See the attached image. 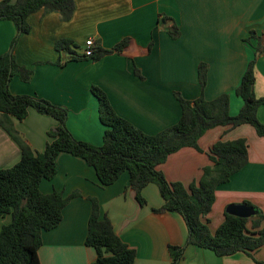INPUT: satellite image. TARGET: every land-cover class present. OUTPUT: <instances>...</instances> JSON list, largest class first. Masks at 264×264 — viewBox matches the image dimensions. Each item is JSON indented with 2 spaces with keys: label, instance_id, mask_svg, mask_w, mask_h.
Wrapping results in <instances>:
<instances>
[{
  "label": "crops",
  "instance_id": "1",
  "mask_svg": "<svg viewBox=\"0 0 264 264\" xmlns=\"http://www.w3.org/2000/svg\"><path fill=\"white\" fill-rule=\"evenodd\" d=\"M73 1L74 10L68 20L44 9L27 17L29 30L18 36L13 55L15 62L32 69L33 75L28 82L13 75L9 91L64 107L66 127L75 139L102 144L105 126L99 120V102L92 86L105 93L118 116L146 134L174 125L181 116L174 94L185 99L200 95L199 63L207 65L203 97L210 100L227 93L230 114L240 110L243 101L234 90L256 47L264 45V0ZM163 17L176 24V39L170 37ZM16 34L13 21L0 20V55L10 49ZM123 38L129 39L124 50L95 61L66 60L64 56L69 53L59 54L55 49L56 42L64 39L72 43L75 54L81 55L88 39L109 49ZM254 75V94L262 97L264 51L256 57ZM257 117L264 124V103L258 107ZM13 123L33 151L44 149L49 140L47 132L57 125L53 117L31 107L23 120L13 118ZM237 138L246 140L248 160L227 182L216 187L207 216L211 231L223 221L229 204L246 201L256 211L264 212V137L249 124L232 129L216 126L199 138L202 151L183 147L158 166L168 181L187 186L197 181L202 168L210 163L207 153L214 142ZM20 156L19 146L0 126V168L12 166ZM55 163V175L41 180L40 191L46 194L55 190L65 197L73 192L79 195L63 207L59 224L42 233L40 264H91L96 259L95 249L85 244L92 209L89 197L97 200L99 213L107 215L115 234L135 249L134 264H170L168 245H184L179 264H257L255 260L264 264V245L252 256L244 252L217 256L209 249L186 244L188 232L182 216L153 211L163 204L153 183L141 190L145 203L140 205L129 187L126 171L112 184L101 186L94 169L82 158L60 152ZM10 221V214L0 216V229Z\"/></svg>",
  "mask_w": 264,
  "mask_h": 264
},
{
  "label": "trees",
  "instance_id": "2",
  "mask_svg": "<svg viewBox=\"0 0 264 264\" xmlns=\"http://www.w3.org/2000/svg\"><path fill=\"white\" fill-rule=\"evenodd\" d=\"M56 11L63 20H68L74 10L73 0H0V20L14 22L17 34L10 49L0 55V126L20 148V159L8 168H0V216L11 215V221L0 229V264H40L38 249L42 244V233L56 227L62 218V209L73 192L65 197L59 191L42 193L39 183L51 179L56 173V156L60 152L82 158L91 166L101 186L112 184L122 172L129 174V187L135 193L138 204L145 199L141 190L149 183L158 187L163 204L154 208L155 213L176 212L182 216L187 227L186 244L209 249L217 256L244 252L249 256L264 245V227L261 222L264 212L257 210L249 218H241L224 212L223 221L211 231L208 214L211 211L215 189L239 171L248 160L247 143L244 138L225 141L219 139L208 149L210 163L202 168L201 177L189 185L168 181L158 166L168 155L183 147H199V138L216 126L228 129L243 124L251 125L257 135L264 137V124L257 117L258 107L264 103V96L256 97L254 64L264 45L259 44L254 57L248 62L234 93L243 104L232 115L229 111V94L222 93L207 100L202 91L206 84L207 65L199 63L197 77L200 95L185 99L175 93L181 107L178 121L156 134H146L112 109L105 93L92 86L91 91L99 102V120L105 126L102 144L99 146L75 139L66 127L67 111L64 107L29 95H15L9 91V82L17 75L23 82L32 78L33 70L15 62L13 50L18 36L29 30L27 17L40 10ZM167 21V31L172 39L179 36V30L172 19ZM253 37L254 34L251 33ZM123 38L113 47L105 49L95 45L90 55H77L68 40H59L55 49L66 60L72 58L98 60L109 53H119L128 45ZM60 62V61H59ZM49 115L57 125L47 132L49 140L42 151H33L14 127L13 118L23 120L29 108ZM92 209L88 221L85 244L95 249L97 257L91 264H134L136 251L117 236L106 214L99 213L95 198H88ZM248 206L256 207L249 202ZM185 244V245H186ZM170 264H179L183 246L168 245ZM257 264H263L255 260Z\"/></svg>",
  "mask_w": 264,
  "mask_h": 264
},
{
  "label": "water",
  "instance_id": "3",
  "mask_svg": "<svg viewBox=\"0 0 264 264\" xmlns=\"http://www.w3.org/2000/svg\"><path fill=\"white\" fill-rule=\"evenodd\" d=\"M225 211L228 214L241 217V218H249L256 213V210L253 207L248 206L247 204H244V203L229 204L226 207Z\"/></svg>",
  "mask_w": 264,
  "mask_h": 264
},
{
  "label": "built area",
  "instance_id": "4",
  "mask_svg": "<svg viewBox=\"0 0 264 264\" xmlns=\"http://www.w3.org/2000/svg\"><path fill=\"white\" fill-rule=\"evenodd\" d=\"M95 44L94 41L92 39H88L85 41V49L83 51V54L85 55H90L93 51Z\"/></svg>",
  "mask_w": 264,
  "mask_h": 264
}]
</instances>
